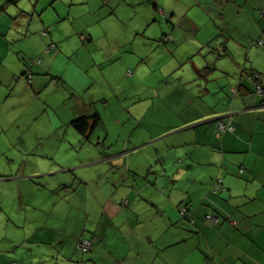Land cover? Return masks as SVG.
Returning <instances> with one entry per match:
<instances>
[{
  "label": "crops",
  "instance_id": "0c3cea01",
  "mask_svg": "<svg viewBox=\"0 0 264 264\" xmlns=\"http://www.w3.org/2000/svg\"><path fill=\"white\" fill-rule=\"evenodd\" d=\"M224 1L183 0L185 21L167 33L153 17L131 12L136 33L155 28L140 56L121 20L118 34L100 29L85 71H101L103 81L90 93L84 74L88 96L74 105L76 83L44 64L62 55L51 31L69 14L55 0H0V164L19 165L27 154L43 162L40 170L0 171L18 203L6 208L11 184H0V264H264V44L255 45L264 41V0ZM159 3L154 10L166 15L170 0L161 9ZM8 10L21 16L17 26L2 20ZM249 69L260 72L261 94ZM113 101L114 117H125L122 106L132 104L143 128L142 141L123 151L138 149L127 161L130 179L109 174L125 161L99 152L105 141L94 144L90 161L77 153L97 130L110 132L105 119ZM94 113L100 119L93 127L89 119L84 134L71 123ZM39 115L45 117L35 123ZM218 119L234 129L217 130ZM50 126L53 141L39 152ZM18 147L27 150L20 157ZM100 160L107 172L94 175ZM179 204L190 207L185 217ZM89 205L96 215L88 223ZM83 239L91 243L87 251L76 245Z\"/></svg>",
  "mask_w": 264,
  "mask_h": 264
},
{
  "label": "rangeland",
  "instance_id": "374dc122",
  "mask_svg": "<svg viewBox=\"0 0 264 264\" xmlns=\"http://www.w3.org/2000/svg\"><path fill=\"white\" fill-rule=\"evenodd\" d=\"M154 1L155 0H55V2L59 4L60 8L64 10L63 14H69V16L66 19L56 21L54 24V30L51 31V35L54 34L56 39H58L53 41H55L58 45L56 49L60 47L62 55L58 56L56 59H52V61L50 60V58H48L44 64L49 65L46 66V69L49 71L50 74L61 75L63 73L67 78H69V80L76 83L77 90L75 92L81 96L76 99L78 101H72L74 105L75 102L82 103L83 98H87L88 96L87 94H84V88L88 87L86 80L83 79L84 74L87 75L89 78L90 86L89 88H87V91L90 93L94 91L97 92V89L100 87V84L103 81V79L101 78V71H96V76L93 75L92 71L91 73L85 71L86 62L89 58L87 54L88 50L94 45L95 40H99L97 36L99 35L100 29L103 28V30L107 32V34H113L114 32L118 34L119 29L114 26L117 22H119V20H121V27H126L128 25V28H123L124 34H127L130 30L132 31L131 34L128 36V39L132 41L133 45L135 46V49L138 50L137 52H134V56H140L143 53V51H141L140 49L143 47H148V44L150 42V38H148V35L154 33L155 28L151 27L152 25L150 24H146L144 26L145 30L148 32L146 36L141 35L142 33H136L135 31L138 28V21L137 19H134V17L140 15H143L147 18L153 17L151 23L155 25L158 30L164 28L166 33L170 30V28H172V25L174 23L183 24L185 18L184 16H180V10L183 6V0H170V8L167 11L166 15H164V13H162L160 10H154ZM166 1L167 0H160L159 6L157 7H160L159 9H161L162 4H164ZM173 10L174 13L172 15H169V12ZM131 12H133V14H136L137 16H131L130 19L128 15ZM8 13L9 10L4 12L5 17H3L2 20H7L10 25L12 24L13 26H17V24L21 21V16L15 17L14 15H9ZM54 16L55 15L52 13L51 17ZM157 16L160 19H155ZM49 21L50 18L48 19V23ZM50 26L48 27L50 28ZM215 30L216 28L212 29V31ZM89 33L94 35L93 39L89 38ZM49 40L51 41V39ZM25 42L26 41H23L21 45ZM105 44L107 47L111 46L110 41L105 42ZM27 45L30 46L31 43H27ZM52 50L54 51L55 49ZM105 68L106 67L104 66V69ZM149 70L150 67L146 63L145 72H148ZM87 73L90 74L88 75ZM62 88L64 90H67L68 92H72L71 90L66 89L64 85ZM128 107L133 110L135 109V106L132 104L122 106V112L125 114V117H114L113 113L116 111V109L115 102L113 101L111 108L108 111V117H106L105 119L107 121L108 126H110V132L105 135L104 132H99V130H97L94 139L92 136L86 144H83L79 148H77V153L81 156V158L85 161H90L94 144H96L98 140L101 143L105 141V148L103 149L102 147H100L97 150L99 152L104 151L105 155L115 158L118 163H121L120 158H123V160L125 161L124 166L117 163L114 166L111 165L109 174L115 179H118V176L122 179H130L132 177L133 172H127L125 171V169L128 167L127 161L129 157H135L139 154L137 152L138 149H134L131 151L129 150L125 152L123 151L125 149V145L127 147H130L131 145L138 144L142 141V125L138 124V119L135 115V112H131ZM162 112L164 111H161L160 113ZM44 117L42 115H39V117L35 119V123L39 122V120ZM146 120H150V118L147 117ZM28 122L31 123L29 119ZM49 128V134H45L43 132V134H41L40 136L41 138H43L42 144H39V148H35L39 152L46 150L44 146L49 145L53 141V131L55 126H50ZM120 129H123L122 133L120 132ZM124 134H126V136L129 135L128 139L122 136ZM143 135L144 137H148V133H143ZM79 139H81V137H79ZM68 142L69 138L65 137L64 144L66 145V143ZM35 147H37V145H35ZM17 151H19L17 152V154L20 157V154L22 156L24 151L27 150H23L18 147ZM26 157L28 158L27 162L24 157H22L23 162L19 165L16 163L10 164V166L0 164V171H10L14 168H19L20 170H22L25 166L26 172H30L37 169L40 170L42 168L43 162L40 159L35 158L30 154H27ZM102 157H104V155ZM102 160H105V158H103ZM102 160H100V163L102 162ZM108 164L110 165V162ZM133 169L145 171L144 168L138 165L135 166ZM66 170L67 169H65V171ZM120 170H122V173L120 172ZM105 172H107V170H103L102 163L93 171L94 175H98L100 173ZM0 184L6 186L5 184L11 183H2L1 181ZM5 190L10 194V196L6 198L5 206L7 209H10L11 207L18 204L16 201L17 199L15 197L16 188L11 184L9 187H6ZM60 190L66 192L67 188L66 186H63L62 188H60ZM69 192L73 193L72 189ZM75 199L76 196H74V200ZM91 208L92 206L89 205V212H87V215H90L88 223L90 222L91 218H94L96 215L90 212ZM79 213L86 214L82 210H80ZM71 216L72 215H70V217ZM74 217H76V215L71 217L69 221L74 222L76 220L74 219Z\"/></svg>",
  "mask_w": 264,
  "mask_h": 264
},
{
  "label": "trees",
  "instance_id": "16d2710c",
  "mask_svg": "<svg viewBox=\"0 0 264 264\" xmlns=\"http://www.w3.org/2000/svg\"><path fill=\"white\" fill-rule=\"evenodd\" d=\"M225 1H228V0H225ZM259 15H260V17L264 18V9H261ZM162 40H164V39H162ZM259 40H261V39H258V40L255 41V45H263L264 44L263 40H261L262 43H259ZM252 43H253V41H252ZM49 46H50V43H49ZM27 64H28V62L26 63V65ZM27 70H25V71L27 72ZM247 74H248L249 77H251V79H249V80L251 81V83L253 85L255 93L261 94L262 91H263V87H262V85H261V83L259 81L260 72L256 71L255 69H249L247 71ZM233 92H237V88H234ZM89 119L92 120V124H91L90 127H93L97 123V121L100 119V117H99V115L97 113H94L91 116L81 115L79 117H76V118L72 119L71 123L77 130H79L82 134H84L87 131V129H88V120ZM240 169H242V171H243L244 168H240ZM177 210H178V213H179L180 216L185 217L187 215V211L190 210V207H187L186 204H184V205L179 204L177 206ZM210 221L213 224H216L218 222V217H217V219L215 221H213V220H210ZM82 251H87V250H82Z\"/></svg>",
  "mask_w": 264,
  "mask_h": 264
},
{
  "label": "built area",
  "instance_id": "2783aa9c",
  "mask_svg": "<svg viewBox=\"0 0 264 264\" xmlns=\"http://www.w3.org/2000/svg\"><path fill=\"white\" fill-rule=\"evenodd\" d=\"M259 43H262V41L259 40ZM51 46L53 47V45H51ZM28 77H29V75H28ZM216 129L219 131H232L234 129V125L230 121H223L222 119H218L216 121ZM241 171H242V169H240V172ZM206 218L209 220L215 221L217 219V216L207 214ZM77 245L81 250H88L91 246V243H90V241L83 239L80 242H78Z\"/></svg>",
  "mask_w": 264,
  "mask_h": 264
},
{
  "label": "bare ground",
  "instance_id": "6f19581e",
  "mask_svg": "<svg viewBox=\"0 0 264 264\" xmlns=\"http://www.w3.org/2000/svg\"><path fill=\"white\" fill-rule=\"evenodd\" d=\"M78 246V245H77Z\"/></svg>",
  "mask_w": 264,
  "mask_h": 264
}]
</instances>
